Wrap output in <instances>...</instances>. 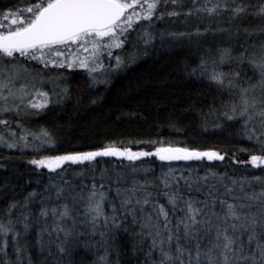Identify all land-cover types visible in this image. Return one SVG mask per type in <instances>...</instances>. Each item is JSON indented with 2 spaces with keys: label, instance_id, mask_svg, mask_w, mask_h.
<instances>
[{
  "label": "snow or ice",
  "instance_id": "snow-or-ice-1",
  "mask_svg": "<svg viewBox=\"0 0 264 264\" xmlns=\"http://www.w3.org/2000/svg\"><path fill=\"white\" fill-rule=\"evenodd\" d=\"M21 4L0 11V125L7 133L0 132V145L9 149L33 146L37 150L55 146L54 137L43 128L39 133L31 132L18 118L34 114L32 110L38 113L46 109L52 103V94L35 86L42 74L31 62L44 68L85 69L89 87L108 84L107 71L97 75L105 68L103 58L114 57L115 65L108 67L119 70L126 65V58L113 50L124 48L130 31L141 26V38L147 45L153 39L149 29L154 19L179 17L177 9L186 6L184 0H21ZM201 14L202 18L227 15L230 22H235L237 46L210 50L201 58L198 69L229 97L221 109L213 108L212 112L241 122L246 139L259 145L260 154L250 155V161L243 163L260 167L264 165V3L191 0L185 15ZM252 19L258 23L253 24ZM142 21L148 22L146 27ZM241 33L243 40L239 38ZM131 60L134 62L135 57ZM223 65H235L237 70L225 72L221 70ZM243 68L251 74L243 72L242 79ZM56 96L57 103L69 98L68 87ZM28 137L38 143L33 144ZM135 143L153 145L154 151H133L113 142L98 150L48 155L30 163L59 176L65 165L87 164L98 157L126 159V167L134 174L140 171L135 162L144 157L162 162L225 159L220 151L177 147L171 141ZM144 172L143 179L134 176L131 183L118 177L111 199V184L94 181L85 193L61 176V182H50L45 188L47 196L33 191L22 200H13L0 209V264H23L30 233L35 234V245L45 256L44 264L48 257L62 258L70 253L76 235L83 234L79 232L81 225L89 226L93 235L98 233L105 245L116 233H131L136 264H264V176L236 179L211 169L203 176L184 175L183 169L171 166L158 177L151 169ZM53 193L56 203H51ZM109 206L110 213L106 211ZM78 216L83 219L78 220ZM9 247L14 250L15 262L7 259ZM108 254L105 247V255L99 258L101 264H109ZM27 264H33L31 255Z\"/></svg>",
  "mask_w": 264,
  "mask_h": 264
},
{
  "label": "trees",
  "instance_id": "trees-1",
  "mask_svg": "<svg viewBox=\"0 0 264 264\" xmlns=\"http://www.w3.org/2000/svg\"><path fill=\"white\" fill-rule=\"evenodd\" d=\"M190 1L186 0L184 4L187 6ZM254 1L251 0L252 3ZM259 1L264 3V0ZM13 6L23 5L21 0H0V11ZM223 18L226 21L223 19L222 24L227 23L226 26L234 32L232 37L223 36L222 26L204 31L196 27L195 22L187 20L186 26H191L197 35L192 40L176 41L167 38V33L173 32L161 28L170 20V17H164L157 25V39L152 42L153 45L150 43L146 47L148 51L138 49L136 62L118 75H113L108 84L89 87L91 82L84 71L61 68L69 98L47 107L37 116L23 115L18 118L33 133H39L42 128L48 130L55 139V146H44L38 150L33 146L13 149L0 146V209L13 200H22L33 191L47 196L45 188L50 182H61V176L77 191L83 189L85 193L94 181L106 186L111 184L110 199L115 197L114 182L118 177L122 182L131 183L134 176L136 179L144 178V169H151L157 177L162 171L166 172L169 166L183 169L184 175L203 176L211 169L218 175L236 179L264 176V165L253 167L250 162L243 163L250 161V155H259L260 152L259 145L244 136L242 123L229 121L223 115L212 112L213 108L221 109L229 98L228 94L211 83L208 76L202 75L198 69L201 58L210 50L215 52L219 48L237 46L235 22H230L227 15ZM252 23L258 21L252 19ZM239 38L244 39L243 33ZM136 42L135 38H130L124 50L130 45L134 47ZM235 70L236 67H233L224 71ZM240 71L242 79L243 72L251 74L247 68ZM96 98H99L97 103L92 104L91 101ZM1 132L7 134L4 129ZM149 140L171 141L174 146L200 151H220L225 154V159L162 162L156 157H144L135 162L140 171L134 174L130 167H126L129 165L126 159L98 157L87 164L65 165V170L59 176L47 168H38L30 163L34 158L48 155L98 150L113 142L117 146H129L133 151H154L153 145L135 143ZM192 169L196 171L191 172ZM176 174L180 175L181 172L177 171ZM197 195L193 193V196ZM161 202L165 201L162 199ZM51 203H56L54 193ZM35 207L38 210L39 198ZM106 211L111 212L110 206ZM79 232L83 235L71 241L70 253L62 258L48 257L47 264H56L57 261L59 264H101L99 258L105 255V247H108L109 264H136L131 233H116L114 239L105 245L98 233H91L89 226H79ZM28 241L23 264H27L29 255L33 264H44L45 256L35 245L34 233L29 234ZM8 252L7 259L15 262L14 250L9 247Z\"/></svg>",
  "mask_w": 264,
  "mask_h": 264
},
{
  "label": "rangeland",
  "instance_id": "rangeland-1",
  "mask_svg": "<svg viewBox=\"0 0 264 264\" xmlns=\"http://www.w3.org/2000/svg\"><path fill=\"white\" fill-rule=\"evenodd\" d=\"M184 2H186V0H184ZM254 5L259 6L260 1L256 0L253 3ZM191 7V1L190 3H188V5L185 8H178L177 11H180V9H182L181 15L179 17H170V20L168 21L167 24H165L164 27H161L162 29L164 28V30L167 31H171L173 33H179V32H184L186 33V35L184 36H172L170 35V33H167V38L169 39H175L176 41L180 40V41H187V39L192 40V37H195L197 35L196 32H193V28L187 27L185 22H187V20L191 23V22H195L194 25H196V27H200V29H203L204 31H209V30H214V28H217L219 26H222L223 29L221 30L222 33H224L223 36L225 37H232L233 33L228 27L226 26L228 25L227 23L222 24L224 21H226V19H224L223 17H203V14H201V16H196V15H192V16H186L185 14L188 11V8ZM224 19V21H223ZM223 21V22H222ZM160 22V20H155L153 21V26L149 29L152 32L153 35V39L151 40V44L153 45L152 42H154V40L157 39V31L159 30V28L157 29V25ZM147 21H142L141 24L143 26H147ZM229 23V22H228ZM156 25V26H155ZM186 29V30H185ZM229 29V30H228ZM223 30H227V31H223ZM231 33V35L229 34ZM143 35V28L141 26H136L135 30L130 31L129 34V38L128 40H130V38H135V40L137 41L135 43V46L133 47L132 45L128 46L125 50L123 49H114V54L115 55H121L122 57L126 58V65L122 66L119 70H113L111 68L108 67L109 64L111 65H115V59L113 58H108L107 56H105L103 58V62L105 64V68L104 69H100L99 72L97 73V75H99L102 72L107 71L110 75V79L112 78L113 75H118L120 72H122L123 69H128L130 65H133L136 62V59H138L136 57V55H138V49L139 50H145L148 51V49H146V47L149 45H145L143 42V39L141 38ZM127 45V43L125 44V46ZM124 46V47H125ZM149 47V46H148ZM124 50V51H123ZM135 57L134 62H132L131 58ZM31 66L33 68H35L36 70L41 72V77L38 78L35 81V86L36 87H42L44 91H48L49 93H51V99H52V103H50L48 105H58L61 103V101L64 99H60V102L57 103V99H59V97L56 96V93H61L62 89L66 86L65 83V77L63 72L60 71L61 68H56V67H49V68H44L42 65L38 64L37 62H31ZM233 67H236L235 65L229 66V65H223L221 70H230ZM67 68V67H65ZM76 69H80L82 71H84L87 75V71L85 69H81V68H76ZM89 77V76H88ZM102 78V77H101ZM41 79L43 81V84H41ZM90 80V78H89ZM27 82L29 84L32 83V81L30 80V78L27 80ZM91 82V81H90ZM102 84H96L94 85V87L100 86ZM45 110V109H44ZM44 110L39 111L38 113L35 112V110H32L34 114H30V115H24V116H37L38 114L42 113ZM23 116V115H22ZM13 126V125H12ZM14 127V126H13ZM3 126L0 125V132L2 131ZM7 135V134H5ZM29 141L32 142L33 144L38 143L35 141H32V137H29ZM3 146V145H0ZM69 203H71V201H69ZM80 211L83 212V207L82 205L80 206ZM78 218H83V216H78ZM83 235V234H82ZM82 235L78 234L76 235V237H81ZM75 237V238H76Z\"/></svg>",
  "mask_w": 264,
  "mask_h": 264
}]
</instances>
